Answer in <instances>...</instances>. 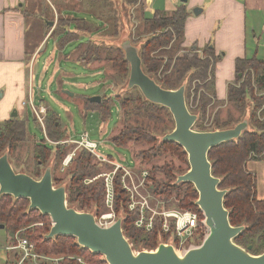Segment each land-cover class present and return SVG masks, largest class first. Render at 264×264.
Here are the masks:
<instances>
[{"label":"trees","instance_id":"1","mask_svg":"<svg viewBox=\"0 0 264 264\" xmlns=\"http://www.w3.org/2000/svg\"><path fill=\"white\" fill-rule=\"evenodd\" d=\"M124 2L130 5L136 0H124ZM142 9L143 0H140L138 18L142 21V25L136 32L138 35L146 36L138 44H134L128 38L139 49L143 71L161 87L176 89L185 84L187 108L197 115L193 128L197 131L220 130L230 128L244 119L247 120V129L237 139L213 147L209 150L207 158L211 164V173L219 178V188L226 191L223 205L228 211L230 224L244 227L234 237L233 242L245 249L249 247L250 254L258 255L264 251V199L259 200L256 197L255 176L246 169V161L259 160L264 155V61L255 57L237 59L235 82L228 85L225 101H216L213 68L219 57L214 55L213 49L209 46L202 50L183 46L184 23L189 16L185 5L182 3L172 11L155 10L149 18L144 17ZM85 13L91 14L99 22V26H93L84 17L61 16L51 35L59 36V32L65 33L71 24L74 25L75 32L67 31L65 41L73 40L78 34L93 35L101 32L109 38L117 35L118 19L111 0H89ZM95 39L90 37L88 41L78 44L71 59L86 66L101 63L100 67L108 81L115 82L113 75L108 77L107 67L120 81L127 80L129 64L119 44H113V41L96 42ZM191 83L195 84L194 91H190ZM134 91L137 93L134 94ZM124 92L123 94L116 92L107 98L101 97L99 102L78 97L80 111L81 113L89 110L98 111L105 121L109 116L111 105L117 103L120 109L119 128L118 132L112 135L111 141L120 147L129 144L146 146V149H141L135 155L141 164L152 162V159L165 152L180 155L186 166L185 170L178 173H185L188 164L183 148L174 141L161 140V137L172 131L174 127L169 110L145 100L137 87L132 90L124 89ZM197 95L198 105L192 110L188 106V98L192 96L196 99ZM216 104H220V107H217L212 114V126L206 128L203 126L206 114L208 111L212 112ZM222 106L225 108L224 111ZM33 118L38 122L35 116ZM43 122L48 139L61 142L68 138L66 129H61L60 120L53 111L46 110ZM25 142L31 143L36 169L47 167L51 157L54 167H51L52 174L56 164L59 166L64 156L74 147L71 143H57L49 148L44 142L36 141L28 132L25 117L10 116L9 119L0 121V155L7 153L9 158L17 145ZM111 168L112 166L108 164L95 161L85 149H80L75 153L69 167L64 169V172L69 174L66 184H61V178L57 176L53 180L55 183L65 185L66 199L70 207L99 215L106 210L103 179L98 177L92 181L88 180L103 172L102 169L107 171ZM151 169H148L146 189L151 196L152 207H156L158 211L169 209L168 205L174 201L182 210L199 212L195 204L197 191L191 183H176L177 171L175 172L173 167L165 165L158 169L152 166ZM38 170L35 174L28 173V175L38 179L41 176ZM133 171L139 173L141 170L134 168ZM157 174L163 177H157ZM117 178L118 176L114 180L115 211L122 217L121 228L132 249L154 250L161 242L177 243L173 223L168 232H163L160 215H155L153 218L151 231H145L134 225L138 211H128V199L118 185ZM172 197L173 200L168 201ZM160 199L168 202L156 205L155 200ZM28 204L27 199L0 195V225H3L7 233L5 244H13L15 234L25 238L33 244L34 253L44 257L36 260H43L39 261V264H80L76 261V257L83 259L86 264H107L100 254L79 246L73 237L47 238L51 226L49 216L41 214L37 209H28ZM46 221L50 224H45ZM40 223L42 226L39 225ZM200 242L201 240L198 244ZM4 257V264H16L19 253L5 252ZM47 257L50 260H45ZM27 263L29 262H23V264Z\"/></svg>","mask_w":264,"mask_h":264},{"label":"water","instance_id":"2","mask_svg":"<svg viewBox=\"0 0 264 264\" xmlns=\"http://www.w3.org/2000/svg\"><path fill=\"white\" fill-rule=\"evenodd\" d=\"M197 12V9L193 10L194 14ZM119 46L129 64L126 88L137 87L145 100L166 107L172 115L174 127L161 140L176 142L187 155L188 170L178 175L175 182L191 183L197 191L195 204L203 212L208 228L200 246L178 254L171 244L159 243L155 250L135 252L123 234L121 216L110 227H100L91 212L78 211L67 205L65 185L53 186L50 166L35 179L14 171L7 153L0 155V195L27 199L28 209H37L49 216L51 226L47 238L73 237L79 246L100 254L107 264H264V251L252 255L249 247L245 249L233 242L244 227L230 224L228 211L223 205L226 191L219 188V178L211 173L207 158L213 147L237 139L247 129V120L226 129L195 130L197 115L187 108L185 84L176 89L161 87L143 71L139 49L128 37L120 41ZM89 101L99 102L100 97H91ZM10 116L16 117L17 111L14 109Z\"/></svg>","mask_w":264,"mask_h":264},{"label":"rangeland","instance_id":"3","mask_svg":"<svg viewBox=\"0 0 264 264\" xmlns=\"http://www.w3.org/2000/svg\"><path fill=\"white\" fill-rule=\"evenodd\" d=\"M62 2L66 8L73 9V10H80L84 8L85 2L81 0H59ZM129 1V0H128ZM163 0H153L152 5H148L146 13H144L145 17L149 18L153 14V10H161L160 8ZM112 8L114 9V13L118 19L117 23V35L114 38H109L105 36L103 33H94L93 35H82L78 34L76 38L73 40L65 41L64 37L67 35V31L75 32L74 25H70L67 27L66 32H59V36H51L49 40L44 41V46L42 52L39 53L37 56L33 70L31 72L32 78V96L34 99V106L38 107V103L40 101L46 105V107L57 114L60 124L62 125L63 129H66L67 134L69 135L71 140H78L79 136L86 132L90 138V140L97 143L98 147L96 149L97 154L110 156L114 161H117L122 166L126 168H137L140 170H145L148 172L152 170V166L156 168L165 167V165L169 167H173L174 171L177 173L176 175H181L182 173H178L181 170H185V163L183 162V157L180 155H175L171 152H165L159 155L156 159H152V162L147 163H140L138 159H136L135 155L141 149H146V146H136V145H126L125 147H120L115 145L111 141V137L114 133L118 132L119 128V116H120V109L117 103H113L111 105V109L109 111V116L102 120L98 111L89 110L87 112L81 113L80 106L78 104L79 98L78 97H109L117 92V94H123L124 89L126 88L127 80L120 81V79L116 76V74L110 70L108 67L106 68V73L109 76L113 75L114 80L108 81L104 74L103 69L100 67L101 63H93L90 66H86L83 64H79L71 59V55L75 50L76 46L80 43H84L88 41V39L96 38V42H105L108 43L113 41V44H119L124 38L129 37L130 40L134 42V44H138L141 42L142 39L146 35H138L136 30L140 28L142 25V21L139 20V10L138 5L140 4V0H136V2H132V4L128 5L124 2V0H111ZM56 6V5H55ZM73 7V8H72ZM86 9V8H85ZM57 15L55 12H50L49 10L46 12L45 17L47 18L48 22L55 23L58 25V18L61 17L59 13L60 9L56 6ZM78 17L77 15L75 16ZM82 17V16H81ZM87 22L91 23L93 26L98 27L99 22L94 19L93 17L85 16ZM56 25V27H57ZM53 29L54 26H50L47 29L46 24L38 21L35 24V20L28 19L27 20V35L26 40L27 42H31L34 39V34L39 33H47L48 31ZM44 35V34H43ZM133 44V45H134ZM56 49H55V48ZM55 50V54L52 55V51ZM30 60V59H29ZM164 60L166 58L164 57ZM46 65V70L43 69V66ZM43 72V74L41 73ZM29 76V73L27 74ZM27 84V82L25 83ZM7 79L5 77H0V93L7 89ZM195 84L191 83L190 91H194ZM133 89V88H132ZM131 89V90H132ZM130 90V89H129ZM64 92L70 94L73 97H68L64 94ZM140 92V91H139ZM134 94L137 92L134 91ZM3 97V96H2ZM0 96V121L10 118V114L13 109H9V111H5V109L9 108L6 103V98ZM192 97V96H191ZM188 98V106L193 110L198 105V95L197 98L194 99L193 97ZM78 99V101H77ZM4 102V103H3ZM23 104H21L24 108V117L27 122L28 132L30 136H32L38 142H44L49 148L54 146V143H49L45 137V131L42 125L35 122L33 112L31 110L30 104L27 101V97L23 100ZM217 107H220V104H216L214 109L207 112L205 120L203 122L204 127H211V123L213 120L212 114L215 112ZM5 108V109H4ZM222 110L224 111L225 108L222 106ZM210 113V114H209ZM4 114L6 116H4ZM210 115V116H209ZM18 116V115H17ZM237 116V114L235 115ZM4 119V120H5ZM174 125V124H173ZM51 142L50 139H48ZM74 145V144H73ZM75 146V145H74ZM81 148H77L75 153L79 151ZM74 147L69 151H73ZM68 152V153H69ZM67 153V154H68ZM66 154V155H67ZM75 155L73 156V158ZM187 157V155H186ZM72 158V160H73ZM11 166L16 172H23V173H36L38 169L35 167V159L31 148V143L25 142L20 143L17 145L16 150L9 156ZM64 159V158H63ZM51 157L47 166L53 167V163L51 161ZM72 160L69 162L67 167L71 164ZM60 162L59 166L56 164L54 173L52 174V180H55V176L61 178V184H66L69 178V174L61 171L60 167L62 164ZM97 161V160H95ZM188 164V161H187ZM67 167L65 169H67ZM189 167V165H188ZM54 168V167H53ZM45 167H40L41 173L44 171ZM101 171H106L102 169ZM157 177L162 178L163 175L157 174ZM53 180V186H60V184L55 183ZM147 183V182H146ZM66 197H67V190H66ZM198 197V194H197ZM161 200V201H160ZM155 200V204H166L168 201L173 200L168 199L166 200ZM67 201V199H66ZM160 201V202H159ZM68 205V203H67ZM69 206V205H68ZM169 209H180L177 206V202H172ZM197 206V205H196ZM198 208V207H197ZM199 209V208H198ZM182 210V209H180ZM185 210V209H183ZM49 221L51 222L50 218ZM49 221H46L45 224L49 225ZM42 226V224H39ZM7 233L5 229H0V245H4L6 243ZM193 243L198 245L199 240H202V236L195 235ZM199 239V240H198ZM190 241H184L183 246H187ZM18 253V252H17ZM3 254V252H1ZM180 254V253H179ZM44 258V257H42ZM81 259V258H80ZM45 260H50L45 258ZM83 261V259H81ZM43 261V260H39ZM39 261H32L29 260L27 264H39ZM80 264H86L85 262ZM0 264H3V259H0Z\"/></svg>","mask_w":264,"mask_h":264},{"label":"crops","instance_id":"4","mask_svg":"<svg viewBox=\"0 0 264 264\" xmlns=\"http://www.w3.org/2000/svg\"><path fill=\"white\" fill-rule=\"evenodd\" d=\"M81 1L86 3L84 8L73 10L66 8L59 0H0V77L7 79V89L3 90L4 94L1 92V97L2 100L6 98L9 106L4 108V113L16 105L18 117H24L21 104L25 97L29 104L34 105L31 72L37 56L42 52L44 41L52 36L51 28L47 33H35L34 39L27 42V20L33 19L35 24L38 21L45 23L47 29L55 26V23L48 22L45 14L49 10L56 11L57 15L56 6L63 17H92L85 13L89 0ZM160 3L161 10L172 11L183 2L163 0ZM152 4L153 0H143V15L148 5ZM183 4L189 12L184 23L183 46L198 50L209 46L213 49L214 55L219 57L213 68L215 99L225 101L228 85L235 82V61L252 57L264 61V0H186ZM194 9H197V14L193 13ZM54 54L55 50L52 51ZM43 69L46 70V65ZM64 94L73 97L66 92ZM39 105L46 112V105L41 101ZM246 169L255 176L257 199H264V155L259 160L246 161Z\"/></svg>","mask_w":264,"mask_h":264},{"label":"built area","instance_id":"5","mask_svg":"<svg viewBox=\"0 0 264 264\" xmlns=\"http://www.w3.org/2000/svg\"><path fill=\"white\" fill-rule=\"evenodd\" d=\"M243 1V0H235ZM30 107L35 117L38 119L39 123L43 127V118L45 114V108L42 105L35 107L30 102ZM46 137V135H45ZM49 143L57 144L59 142H51L46 137ZM62 143H72L74 144V150L69 152L62 159L61 171L67 167L69 162L75 155V150L77 148L85 149L88 151L95 160L99 163H104L112 166L111 170L103 171L98 175L92 177L88 181H92L98 177L103 179L104 183V206L106 210L99 215H94L95 222L100 227H110L114 224L116 219L119 217L115 211V177L117 178V183L121 190L125 192L128 204V211H138V218L135 220L134 225L137 228H142L145 231H151L153 226V218L155 215H160L162 217V231L168 232L171 223H173L174 233L177 237V243H169L173 246L175 251L179 254H183L188 249L195 248L198 245L193 243L194 236H202L204 240L208 234V228L205 224V218L203 212L198 209L199 212L193 210H180V209H162L158 211L156 207L150 205L151 196L146 189V182L148 177V172L141 170L139 173H135L133 169L126 168L122 166L117 161H114L110 156H105L96 153L98 147L97 143L90 140L88 134L83 132L78 140L68 139ZM201 240V241H202ZM13 244L0 245V259H3V264L5 262V252L16 251L19 253V258L16 264H23L25 261H36L41 256L37 255L33 251V244L28 242L25 238L18 237L17 234L14 236ZM184 241H190L187 246H183ZM134 250V249H133ZM137 252L136 250H134ZM3 252V254H1ZM76 261L83 263L80 258L76 257Z\"/></svg>","mask_w":264,"mask_h":264},{"label":"bare ground","instance_id":"6","mask_svg":"<svg viewBox=\"0 0 264 264\" xmlns=\"http://www.w3.org/2000/svg\"><path fill=\"white\" fill-rule=\"evenodd\" d=\"M203 215H204V214H203ZM204 218H205V216H204ZM202 241H203V240H202ZM202 241L200 242V244L202 243ZM200 244H198V246H200ZM198 246H197V247H198ZM156 248H157V247H156ZM156 248H155V249H156ZM155 249H154V250H155Z\"/></svg>","mask_w":264,"mask_h":264},{"label":"flooded vegetation","instance_id":"7","mask_svg":"<svg viewBox=\"0 0 264 264\" xmlns=\"http://www.w3.org/2000/svg\"><path fill=\"white\" fill-rule=\"evenodd\" d=\"M43 173V172H42ZM42 173H41V175H42Z\"/></svg>","mask_w":264,"mask_h":264}]
</instances>
